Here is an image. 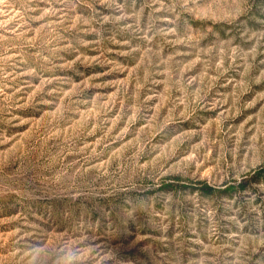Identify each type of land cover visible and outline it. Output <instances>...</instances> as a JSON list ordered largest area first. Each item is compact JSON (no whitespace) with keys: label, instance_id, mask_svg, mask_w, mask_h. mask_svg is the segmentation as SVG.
<instances>
[{"label":"rangeland","instance_id":"obj_1","mask_svg":"<svg viewBox=\"0 0 264 264\" xmlns=\"http://www.w3.org/2000/svg\"><path fill=\"white\" fill-rule=\"evenodd\" d=\"M0 264H264V0H0Z\"/></svg>","mask_w":264,"mask_h":264},{"label":"trees","instance_id":"obj_2","mask_svg":"<svg viewBox=\"0 0 264 264\" xmlns=\"http://www.w3.org/2000/svg\"><path fill=\"white\" fill-rule=\"evenodd\" d=\"M206 191L209 192V193H210V192L213 193V192H215L216 190H215L214 188H212V187H207V188H206Z\"/></svg>","mask_w":264,"mask_h":264}]
</instances>
